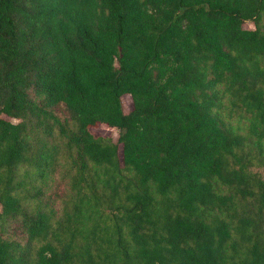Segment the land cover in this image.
Wrapping results in <instances>:
<instances>
[{"label": "trees", "instance_id": "trees-1", "mask_svg": "<svg viewBox=\"0 0 264 264\" xmlns=\"http://www.w3.org/2000/svg\"><path fill=\"white\" fill-rule=\"evenodd\" d=\"M0 203V264H264V0H0Z\"/></svg>", "mask_w": 264, "mask_h": 264}, {"label": "rangeland", "instance_id": "rangeland-1", "mask_svg": "<svg viewBox=\"0 0 264 264\" xmlns=\"http://www.w3.org/2000/svg\"><path fill=\"white\" fill-rule=\"evenodd\" d=\"M244 26L246 28H255V23L253 21L247 20L244 23ZM122 102H123V107L124 110L130 111L132 108V98L129 94H124L122 96ZM62 112V110H60ZM13 121H18L19 119L16 118H11ZM92 131L95 135H105V136H111L116 142L118 141L119 138V129L116 127H111L108 126L107 124H99L95 127L92 128ZM119 155L120 158L122 159V146L120 145L119 149ZM0 210H1V203H0Z\"/></svg>", "mask_w": 264, "mask_h": 264}]
</instances>
